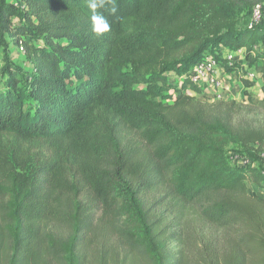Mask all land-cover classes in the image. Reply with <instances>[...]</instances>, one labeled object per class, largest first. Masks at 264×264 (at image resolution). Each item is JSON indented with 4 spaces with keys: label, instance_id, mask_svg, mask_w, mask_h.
Instances as JSON below:
<instances>
[{
    "label": "trees",
    "instance_id": "trees-1",
    "mask_svg": "<svg viewBox=\"0 0 264 264\" xmlns=\"http://www.w3.org/2000/svg\"><path fill=\"white\" fill-rule=\"evenodd\" d=\"M262 3L111 0L98 9L110 30L97 37L87 0H0V37L33 67L25 83L7 63L0 86V264H86L84 241L109 235L125 255L95 264H264V170L227 157L231 145L264 152V126L237 124L235 102L198 103L188 79L173 103L161 100L169 75H188L217 47L245 48V62L260 66L264 111V53L255 49L264 21L238 19ZM125 129L144 154L125 145ZM161 184L225 232L224 250H172L144 202Z\"/></svg>",
    "mask_w": 264,
    "mask_h": 264
},
{
    "label": "rangeland",
    "instance_id": "rangeland-1",
    "mask_svg": "<svg viewBox=\"0 0 264 264\" xmlns=\"http://www.w3.org/2000/svg\"><path fill=\"white\" fill-rule=\"evenodd\" d=\"M264 1V0H263ZM263 4V17L261 20L264 21V3ZM254 8L249 7L241 12L238 16L240 26L243 27L246 24H250L253 19ZM222 47H217L215 49L216 54L223 55ZM214 54L215 56H217ZM219 57V56H217ZM7 63H12L18 67L22 74V79L26 83L30 76L33 74V67L28 62L25 54L21 51L20 46L13 44L10 39L5 36L0 37V86L3 87L4 81V68ZM241 65L240 62L235 64V68ZM254 68V66H251ZM230 72L232 69L229 70ZM244 74H238L234 76V80L238 81V87L233 89V92L238 94L237 99H228L226 102H235V122L240 125H252L255 128H260L264 126V111L259 107V101L262 95L249 94L241 88L242 77ZM170 90L165 92L161 97L163 102L173 103V100L178 96V89L181 87L183 80L181 76L176 74L169 75ZM121 87H118L116 91H120ZM173 97V98H172ZM172 98V99H168ZM198 103L208 104L209 102L202 99V97L195 98ZM168 100L170 102H168ZM219 103L218 101H210ZM26 101V106L28 105ZM211 104V103H209ZM124 142L128 148H140L141 153L144 154L148 150V147L142 145V141L137 133L128 132L124 130ZM254 151L243 150L238 145H231L227 149V157L230 163L236 167H258L264 170V152L258 154L256 158H253ZM248 191L251 195L262 196V190L258 187L252 185L248 186ZM144 202L146 204V209L151 212L153 219L160 218L162 222V227L166 233L167 238L171 244V248L175 252H205L206 245L208 243L215 244L214 247L218 249L217 251H222L225 248L224 233L221 229H217L212 224L204 220L196 210L194 205H185L175 196L165 185H158L154 188H148L144 193ZM84 201L92 202L91 197L85 196ZM96 211L97 219L101 215V211L98 205L94 206ZM62 231V228L61 230ZM179 241V242H178ZM212 246V245H211ZM210 246V247H211ZM190 248L192 251H188ZM125 251V250H124ZM123 248L119 245L118 240L112 235H109L105 241L103 239L95 240L89 242V238L84 241L80 247V252L84 258L86 264H95L97 258L105 256L107 260L110 256L115 255V258L120 261L125 253ZM137 255H134V257ZM130 256L129 258H132ZM50 264H57L55 261L47 258Z\"/></svg>",
    "mask_w": 264,
    "mask_h": 264
},
{
    "label": "built area",
    "instance_id": "built-area-1",
    "mask_svg": "<svg viewBox=\"0 0 264 264\" xmlns=\"http://www.w3.org/2000/svg\"><path fill=\"white\" fill-rule=\"evenodd\" d=\"M263 17V4H258L253 10V19L250 27L258 24ZM24 53V48L20 46ZM246 49L237 51H224L223 55L206 54L200 62L195 64L190 73L182 76L181 80L188 79L192 85L199 90L198 96L207 98L210 101H223L228 99H237L227 91V82L229 77L234 74H244L243 79L252 80L255 78L254 68L245 62ZM240 62L241 65L235 68V64ZM244 68L247 70L245 71ZM232 69L230 72L229 70ZM242 82V81H241ZM226 99V100H228Z\"/></svg>",
    "mask_w": 264,
    "mask_h": 264
},
{
    "label": "clouds",
    "instance_id": "clouds-1",
    "mask_svg": "<svg viewBox=\"0 0 264 264\" xmlns=\"http://www.w3.org/2000/svg\"><path fill=\"white\" fill-rule=\"evenodd\" d=\"M111 3V0H87L88 8L91 10V31L97 37H102L105 33L110 30V24L107 18L98 12V9H105L108 4ZM112 14H115V6L110 9Z\"/></svg>",
    "mask_w": 264,
    "mask_h": 264
},
{
    "label": "crops",
    "instance_id": "crops-1",
    "mask_svg": "<svg viewBox=\"0 0 264 264\" xmlns=\"http://www.w3.org/2000/svg\"><path fill=\"white\" fill-rule=\"evenodd\" d=\"M255 49H256V51L258 53H264V47L261 44H259V43L255 46ZM244 70L246 71L247 69L244 68ZM253 72L255 74V78H253L252 80H247V81L253 82V86L247 88L242 82V84L240 83L241 88L243 90H245L246 92H248L249 94L262 95V93H261L262 81H261V78H260V66L259 65L254 66V71ZM233 75H231L229 77V80L227 82V85H228L227 91L230 92L236 98H238L239 97L238 94L236 92H233V89L235 87L240 89V87H238V81L234 80Z\"/></svg>",
    "mask_w": 264,
    "mask_h": 264
}]
</instances>
